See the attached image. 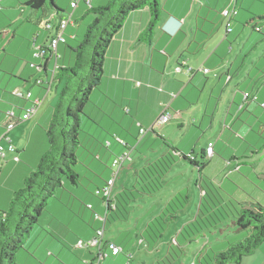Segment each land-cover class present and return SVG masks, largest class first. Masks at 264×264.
I'll list each match as a JSON object with an SVG mask.
<instances>
[{
	"label": "crops",
	"instance_id": "0c3cea01",
	"mask_svg": "<svg viewBox=\"0 0 264 264\" xmlns=\"http://www.w3.org/2000/svg\"><path fill=\"white\" fill-rule=\"evenodd\" d=\"M54 1L64 11L62 14L66 10H72L71 0ZM28 2L29 0H1L0 47L12 35L13 42L8 47L9 52H15L16 56L26 58L41 68L46 67L48 72L33 68L30 71H20L19 68L11 69L10 66L0 68V136L3 134L2 124L7 111L12 109L17 116H22L33 102H39L36 114L27 121H20L9 134L12 144L18 150L20 161L14 162L12 154L5 160L0 158V212L8 209L14 193L22 186L25 178L36 170L48 149L47 129L52 121L56 98L53 97L51 102L45 104L54 93L57 67L73 64L64 63L67 49L65 44L59 46L58 58L55 55L45 61L34 58L33 44L45 45L49 33L41 22L43 14L30 9ZM108 2L109 0H93L91 5L94 8L103 7ZM83 3L87 5L86 0L80 1L74 17L84 9ZM159 4L162 10L161 20L154 29L151 43L139 41L151 20L148 9L132 13L113 39L107 51L101 84L106 87V96L110 88L120 94L124 93L125 96H120V100L128 102L135 118L132 119L135 120L134 127L138 130H149L155 126L161 114H171L170 123L178 132H171L172 136L167 138L172 139L178 134L183 136L182 140L175 139L176 141L171 142L180 154H194L197 158L196 146L219 124L222 131L219 138L224 143L215 145L209 141L205 144L206 149L210 143L214 144L213 157L220 155L231 161L248 158L250 153L256 156L264 145V0H237V14L232 19L231 32L227 31V22L222 15L224 10L232 8L231 0H159ZM62 14L60 17L63 19ZM47 15L49 18L59 19L51 10ZM22 20L23 26L15 31L9 29ZM76 26L77 24L73 25L71 29L68 27L66 31L69 32L68 44L77 40L73 33ZM19 36L23 38L20 39ZM1 57L0 61H4L3 55ZM181 62H186L196 71L192 77L175 73L176 66ZM203 68L211 70L213 75H205L200 71ZM15 90L30 92L32 97L30 100L19 98L21 101L15 102L4 96V92L14 96ZM58 93L59 88H56L55 94ZM245 96H248L247 101L244 100ZM240 106H243L241 111ZM132 125L130 127L133 129ZM167 126H162L161 129L164 130ZM153 131L151 132L155 134L156 128ZM115 134L119 140L117 151H122V147L128 148V141L120 137L118 132ZM146 135H143L144 138ZM188 138H195V142H186ZM170 139H167L168 143ZM234 140L244 145L239 148L242 151L239 155L234 149ZM2 145L8 147L5 141ZM166 148L165 155L170 152L168 145ZM206 149L202 154H205ZM128 150L133 154L136 151L135 148ZM119 155L121 154H116ZM116 156L114 155L113 160ZM159 157L160 155L152 156L141 168ZM135 160L133 158L131 163ZM236 164L243 166L241 163ZM253 175L263 178L264 173L258 174L254 170L250 176ZM258 195L259 201L264 202V195ZM93 236L94 234H90L86 238ZM67 240L73 242L71 238ZM52 248L51 244H43V248L40 246L36 252L32 251L38 264H52L53 256L48 252Z\"/></svg>",
	"mask_w": 264,
	"mask_h": 264
},
{
	"label": "rangeland",
	"instance_id": "374dc122",
	"mask_svg": "<svg viewBox=\"0 0 264 264\" xmlns=\"http://www.w3.org/2000/svg\"><path fill=\"white\" fill-rule=\"evenodd\" d=\"M83 4L85 5V3ZM65 6L67 7L68 4ZM88 8V5H85L84 9L78 11L73 19L77 24L73 31L77 40L70 41L69 45L72 47H75L83 40L88 25L93 21V16L88 14ZM71 13L72 10L70 12L66 10L65 14H62L63 19L68 20ZM23 20L11 25L9 29L15 31L23 26ZM72 27L69 26L70 29ZM67 36H69V32H66ZM4 38L6 37L4 36ZM19 38L23 37L19 36ZM11 42H13L12 35L0 47V59H2V55L5 58L4 61H0V68L3 69L2 67L10 66L11 69H16L17 67L20 71L24 69L32 70V62L21 56H16L15 52H9L8 47ZM19 44H21V41ZM70 62H74V57L71 49L67 47L64 63L69 65ZM60 64H63L62 60ZM5 71L7 72V70ZM54 84V93H52V97L45 105L49 101L51 102L54 97L56 98V106L59 93L64 88L65 82L59 83L56 81ZM56 88H59L58 95L55 94ZM21 91L24 90L21 89ZM105 91L106 87L100 86L92 93L91 100L81 116V147L77 152L79 164L75 168L76 172L81 176L79 184L75 186L66 181L63 188L57 189L55 196L48 201L46 211L40 218L39 224L31 232L24 248L17 253L16 262L18 264H38L37 258L32 251L36 252V249L40 246L43 248V244H51L53 246L51 250H48L50 255L53 256L52 264H85L87 260H93L94 256L97 255L96 250H77L75 246L80 240L86 241L90 239L86 238V236L95 235L98 230L104 228L107 205L97 196V187L105 185V182L112 177L110 163H112L114 155L122 154L128 151L129 148L136 149L134 154L131 152L132 160L133 158H136V160L133 163L126 164L119 172L115 183L114 194H116L123 188L131 189L135 184V173L141 168V165L148 163L147 161L154 155L164 156L167 149V145L164 147V144H167V139H170L167 137L172 136L171 132H176L177 134L178 130L176 131V128H173L169 122L162 125H168L164 130L161 129L162 126L156 128L155 134L150 132L145 136V139L140 134V129L138 130L134 127L135 120H132L134 115L131 113L128 102L125 101L123 103L122 99L120 100V96L121 98L125 96L124 93L120 94L114 88H110L107 90L106 96ZM4 96L11 101H21L18 97L6 92H4ZM131 124H133V129L130 127ZM131 129L132 131L130 132ZM117 132L120 137L128 141L129 147H122V151H117V148H119L117 145L119 140L115 134ZM221 132V127L218 124L214 126L210 133L203 137L195 150L199 160H201L202 151L204 148L206 149L205 144L207 142L212 141L215 145L224 143L219 138ZM175 139L182 140L183 136L179 134L176 137L174 136L168 144L173 145L174 143L172 144L171 142L176 141ZM194 139L188 138L185 141L195 142ZM140 140L141 142L139 143ZM234 142V149L236 154L239 155L242 153L239 148L244 145L237 140H234ZM263 147L261 146L260 152H257L256 156L250 153V158H240V161H242L241 165H243L241 172L237 170L236 161L231 160V165H228V159L230 158H223L220 155L211 157L207 167L203 170L204 181L198 169L192 167L188 162H184L178 154L179 156L177 155L176 158L178 163L170 173L167 187L163 191L158 193L155 198H146L141 203L139 202L140 204H135L127 222L108 223L106 225L104 228L106 231L105 241L113 240L124 248L125 252L116 258L109 254V258L102 264H129V262H132V264H192L197 253L204 247L209 249L215 244L225 243L228 238L234 237L237 229L231 228L232 226L228 224L231 221L228 220L227 224L229 227L224 229V235H220L213 230L206 231L202 238L185 246L184 254L181 253L182 256H176L172 250L173 257H168L167 259L168 250L172 242L176 245L175 240L177 239L180 245L184 244V239L180 232L188 222L195 220L202 206L200 185L209 192L213 191L216 193L222 200L224 199L226 209L230 206L229 202L238 206L236 204L245 203L250 197H258V194H264V182L254 175L253 177L250 176L254 170L258 174L264 173ZM113 150L117 153L114 152V154ZM172 177L176 179L170 181ZM19 189L20 187L17 190ZM171 196L172 198H170ZM177 196L178 199L174 200L177 205L186 203L187 200L184 198L189 196L188 203L184 206L183 211L181 210L178 213L180 218L171 219L167 223L166 229L156 245L152 242L151 246L148 244L151 240L146 234L145 237H147L146 240L148 242H143L141 238L149 223L157 217L161 209L165 208L169 200L172 201ZM206 203L204 200V204ZM206 207L203 205L202 210L205 211ZM66 237L73 239V242L67 240ZM140 241L143 244L140 245ZM130 256L131 258L133 256L132 261H130ZM246 258L243 264H264V244Z\"/></svg>",
	"mask_w": 264,
	"mask_h": 264
},
{
	"label": "trees",
	"instance_id": "16d2710c",
	"mask_svg": "<svg viewBox=\"0 0 264 264\" xmlns=\"http://www.w3.org/2000/svg\"><path fill=\"white\" fill-rule=\"evenodd\" d=\"M27 6L43 14L41 22L44 23V28L50 10L59 19H62L60 16L64 12L55 5L54 0H29ZM143 9L150 11L151 20L139 41L151 43L154 29L161 20L159 0H109L103 7L94 8L91 5L88 14L93 16V21L88 25L83 40L75 47L65 43L73 53L74 62L71 66H58L56 70L55 82H65V85L59 93L52 121L47 129L49 149L40 159L36 170L25 178L20 189L14 193L8 209L0 212V264H18L17 253L24 248L31 232L39 224L48 201L55 196L57 189L63 188L66 181L75 186L79 184L81 176L75 168L79 164L77 152L81 147V116L91 100L92 93L102 84L106 55L113 39L123 29L127 18ZM50 56L53 55L48 57ZM48 57L41 60L45 61ZM32 65L41 67L34 63H31ZM42 70L48 72L46 67ZM166 145L170 152L140 168L135 173L136 180L131 189L116 193L109 202L97 195L107 205L105 227L108 223L127 222L135 204H140L146 198H155L163 191L167 187L170 173L178 163V154L184 162L198 169L204 181L203 170L210 160L206 157V152L202 154L201 160H197L194 154H180L179 150L168 142ZM233 161L242 162L240 159ZM231 163L232 161H229L228 165ZM237 167L241 172L242 166ZM258 178L264 182V175L263 178ZM102 187L98 186L97 192ZM199 188L202 206L195 220L188 222L180 232L184 244L180 245L177 239L176 245L172 242L167 259L173 257L172 250L176 256H182L185 246L202 238L206 231L213 230L224 235V229L229 227V224L231 228L237 229L236 235L228 238L225 243L215 244L209 249L204 247L197 253L192 264H241L245 257L252 255L264 244V202L252 195L253 197L245 203L236 204L238 206L229 202L230 206L226 209L224 199L201 185ZM263 195L260 194L261 197ZM176 199L178 196L172 201L169 200L165 208L149 223L141 238L143 242L147 241L146 234L151 240L148 244L156 245L167 223L171 219L180 218L178 213L183 211L189 196L184 198L186 203L180 205L174 201ZM203 205L207 206L205 211L202 210Z\"/></svg>",
	"mask_w": 264,
	"mask_h": 264
},
{
	"label": "built area",
	"instance_id": "2783aa9c",
	"mask_svg": "<svg viewBox=\"0 0 264 264\" xmlns=\"http://www.w3.org/2000/svg\"><path fill=\"white\" fill-rule=\"evenodd\" d=\"M82 0H71V9L73 12L69 14L68 20L66 19H59L56 20L53 17H50L48 20H46L45 23V30L49 33L48 40L45 45H39L37 46L35 43L33 44V51H34V58L35 59H46L49 55H56L58 52V48L61 44L67 43V37H66V31L69 26L74 25V12L78 7L79 2ZM93 0H86L87 5L90 7ZM233 3L232 8H228L223 11L222 15L225 18L227 22V31L231 32V22L233 17L237 14L236 11V3L237 0H231ZM1 2V0H0ZM0 10H2V6L0 4ZM32 67H35L38 71H42L41 67L32 65ZM205 75H213V72L209 69H201ZM196 71L187 65L186 62H181L178 64L175 68V73L177 74H185L188 77H192ZM216 77L217 75L214 74ZM228 81H230V78H228ZM13 95L22 98L30 100L32 97V94L30 92L23 93L20 90H15L13 92ZM175 97V96H173ZM245 101L248 100V96H245ZM256 100V98H255ZM39 102L35 101L32 103V106L28 108L22 116H17L14 110H9L5 113V120L2 124L3 128V134L0 136V158L2 160H5L6 157L9 154L13 155V161L19 162L20 158L18 156V150L17 148L12 144V141L9 137L10 132L18 125L20 121H27L30 118H32L38 108ZM243 109V106L239 107V111ZM172 120V115L165 112L162 114V116L157 120L155 126L153 128H158L159 126L168 124ZM153 128L147 130L144 128H141L140 134L146 135L149 132L153 130ZM5 141L8 145V147H4L2 145V142ZM123 143V142H121ZM214 155V149L213 144L210 143L206 149V157L211 158ZM132 162V154L131 151H125L121 155L116 156V158L113 160L111 164V171H112V177L107 180V183L98 191L97 195L100 196L102 199H104L106 202H109L114 197V191H115V183L116 179L118 178L119 172L124 168L126 164H129ZM105 228V225H104ZM100 229L96 232V234L88 239V240H80L75 248L77 250H96L97 255L94 256L93 260H87L85 264H101L104 262L108 257L109 254L112 257H117L121 253H123V249L119 247L116 243L112 241H105V235L106 231L105 229ZM140 244H143L142 241H140ZM130 256V261H131ZM130 264V262H129Z\"/></svg>",
	"mask_w": 264,
	"mask_h": 264
}]
</instances>
